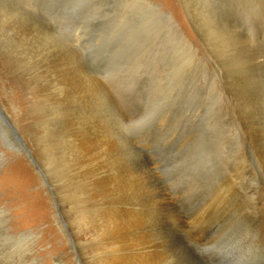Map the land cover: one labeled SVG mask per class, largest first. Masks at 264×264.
I'll return each mask as SVG.
<instances>
[{
	"label": "rangeland",
	"instance_id": "374dc122",
	"mask_svg": "<svg viewBox=\"0 0 264 264\" xmlns=\"http://www.w3.org/2000/svg\"><path fill=\"white\" fill-rule=\"evenodd\" d=\"M150 1L181 36L148 12L126 13L118 0H0V264H101L113 246L96 239L121 229L106 219L90 227L91 211L104 215L97 201L113 200L132 175L146 188L144 201L171 202L160 221L176 213L183 233L191 221L204 230L203 219L215 224L210 241L193 245L203 264L209 243L220 247L225 221L214 223L213 210L223 169L239 155L245 212L256 202L264 216V175L239 105L254 100L249 112L264 123V0L251 25L232 2L223 12L212 7L206 18L228 16L250 34L220 41L195 36L190 18L204 17L197 1L191 16L183 0ZM86 115L94 127L84 125ZM106 144L119 160L96 172L91 152L104 154Z\"/></svg>",
	"mask_w": 264,
	"mask_h": 264
},
{
	"label": "bare ground",
	"instance_id": "6f19581e",
	"mask_svg": "<svg viewBox=\"0 0 264 264\" xmlns=\"http://www.w3.org/2000/svg\"><path fill=\"white\" fill-rule=\"evenodd\" d=\"M118 1L120 6L124 8L126 13L135 14L139 12H148L158 17L161 21H164V24L166 22L165 28L167 29L166 30L167 32L168 30H171L174 31L177 35L181 36L179 27L173 21L171 15L166 11L164 12L160 8V6L155 4L153 1L150 0H132L131 2H128L127 0H118ZM194 1H197L199 8H202L201 11H202V15L204 16L201 19V22L195 21L194 17H192L193 19L190 18L191 19L190 22L192 23V27L195 31L194 32L195 36L200 41H209V40L220 41V40H228L229 38H233V37H236L235 39H241V40L250 39V34H244V32L241 33L243 26H240L238 24H233L232 22L234 21L231 22L230 18L226 19L228 16L221 15L220 17H218V23L211 19L206 18L205 16L206 14H208L211 11H214V10H210L212 7L215 10H220L221 12H223V9L220 8L219 6H222L223 2L225 1L232 2V5H235L234 11L236 10L238 12H241L247 18L248 25L259 22L261 18L257 14V12L260 11V6H261L260 0H245L246 3H243L244 0H183L182 3L186 6L185 9L187 10L186 13H188L190 16L193 12L192 8ZM147 27L149 32L150 30L158 31L159 25L154 27L153 24H150ZM83 88L85 90V87ZM78 98L81 97L79 96ZM245 101H246L245 98H240L239 105L240 107L244 105V118L246 119V122L244 124L246 128L251 129L250 136H247L246 144L252 153L251 156L256 157L255 159L260 162V165L262 167L261 170L263 171V175H264V123L260 121L256 125L258 114L253 113L251 115L249 112L250 107H252L255 104V101L254 100H249L247 102ZM89 118L90 116L88 117L87 115L84 117L85 120L84 125L90 124L93 125L92 127H94L95 123L89 122ZM87 145L90 146V144ZM91 154H93V165H94V167H92L91 169L95 170L96 172L103 169L104 162H108V166L110 167L113 164L115 165L116 161L119 160L117 159L116 153L111 149L110 145H108L106 152L102 155H98L100 153L95 154L94 150L91 152ZM244 160L245 157L244 156L240 157L239 155V157L236 158V162H232L230 165L224 167L223 169V173L221 177L222 179H221V196H220L222 200L217 201L218 205L214 207L215 209L213 210V220H212L214 223L216 222L220 223L225 221L222 232L220 236H218L220 242L217 241L220 244V247L219 248L217 247L218 249L214 251L212 250L213 245H211L212 243H214V241H212V243L211 242L205 243L207 245L209 243V247L205 248L209 250L206 251L207 253H205L204 256L202 255L203 264H264V216L260 215V213L255 214L256 208L258 207V203L256 202L252 205V207H254L253 212L251 213L245 212V210L248 209L249 203L248 201L245 200L244 196L238 194V188L242 187L239 182L241 177L240 174L244 175L245 172ZM263 178L264 176L262 177V179ZM127 181L125 182V184L122 185L119 184V188L115 190V197L113 198V200L115 201L113 200L97 201L100 202L101 205H103L99 214L104 212V215L96 216L94 215L95 213L90 210L92 213V217L93 218L96 217L95 220L98 221V223L94 224L91 217V219L88 222L90 227L93 225L96 226L95 228L102 226L103 225L102 223L106 219V221L108 220L107 222L111 221V224L114 228L121 229L120 231L121 236H118L117 234L108 235L109 234L108 233L105 236H103L102 239L101 237L98 238V242L96 239V243L99 246L101 245L104 246L103 244L106 241L105 239H111V245L113 246V251L112 252L110 251L111 253L109 252L105 258L102 255L104 259H102L103 262L101 264H127L126 263L127 257L131 258V262L129 264H199V262L197 263L196 260L194 259V253L196 251L194 252L193 245L197 241L202 240V238H204L203 241H210L209 239L211 237L210 238L208 237L211 235L208 234V231H210L213 228V226L216 227L215 224L210 223V221L208 223L207 219H203L201 222L202 224H205V226L207 227L204 230L201 228L199 229L196 225L193 224V221H191L190 224L187 223L188 224L187 230L186 232L183 233L180 231L181 229L179 225L180 222L177 223V221L180 219L176 216V213L174 214L176 217L170 216L168 214L167 220L164 221H160L158 217L162 212L169 213L171 202L169 203L168 201H144V196L145 195L147 196L146 188L144 189L142 187V184L138 182V179L134 180L133 175L130 181H128V183ZM123 182L124 181H122V183ZM148 182L150 183V181ZM244 185L247 184L245 183ZM127 189H129L130 191L129 196L127 195ZM243 189L246 190L247 188L246 189L243 188ZM153 195L155 196V194ZM129 197L136 198L138 200L125 201L126 198L129 199ZM145 206L147 208L149 207V210L148 209L144 210L143 207ZM147 212L150 218H146ZM201 222H198L197 225L198 226L201 225ZM157 224L158 226H160L159 232L153 234L152 233L153 228ZM114 230L115 229H113V231ZM218 231L220 232V230ZM207 235L209 236L207 237ZM91 237H93V235L89 236V238ZM181 239L188 240L187 241L188 243H184L186 248L181 249L175 244V241H180ZM233 241L235 242V245L229 247L228 245H230V242ZM108 245H110V243ZM145 245H150V247H146ZM220 252H222L221 255H219ZM84 259L86 260V264H87L88 262L87 257H85Z\"/></svg>",
	"mask_w": 264,
	"mask_h": 264
}]
</instances>
